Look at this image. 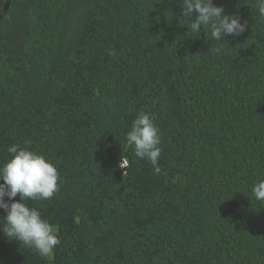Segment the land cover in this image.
Instances as JSON below:
<instances>
[{"label": "trees", "instance_id": "trees-1", "mask_svg": "<svg viewBox=\"0 0 264 264\" xmlns=\"http://www.w3.org/2000/svg\"><path fill=\"white\" fill-rule=\"evenodd\" d=\"M214 3L246 31L191 36L180 0H11L0 164L13 144L55 163L59 191L29 203L61 243L20 245L0 209V264H264V18L255 0ZM140 112L161 132L159 174L126 142Z\"/></svg>", "mask_w": 264, "mask_h": 264}, {"label": "clouds", "instance_id": "clouds-1", "mask_svg": "<svg viewBox=\"0 0 264 264\" xmlns=\"http://www.w3.org/2000/svg\"><path fill=\"white\" fill-rule=\"evenodd\" d=\"M180 3L183 8L181 16L194 17L192 22L183 24L188 26L191 36L197 37L202 29H207L212 40L222 42L229 35L239 37L248 28V21L241 22L239 13L226 14L225 8L215 4L214 0H180ZM255 6L259 16L264 18V0H255ZM222 49L223 43L212 50L219 53ZM108 54L115 57L117 52L110 49ZM126 142L134 148L136 157L146 159L154 172L160 173L162 138L151 114L140 112L137 115L126 133ZM8 152L12 154L11 158L0 164V209L7 213L3 219L8 225L3 232L20 245L47 257L61 243L58 229L29 202L49 200L59 191L61 177L58 167L45 154L29 147L13 144L8 147ZM126 165L127 160L123 157L120 167ZM252 192L256 200L264 202V180L257 182ZM18 194L20 198L15 200Z\"/></svg>", "mask_w": 264, "mask_h": 264}, {"label": "water", "instance_id": "water-1", "mask_svg": "<svg viewBox=\"0 0 264 264\" xmlns=\"http://www.w3.org/2000/svg\"><path fill=\"white\" fill-rule=\"evenodd\" d=\"M10 3H11V0H7V3L5 4L4 9L0 13V21L2 20V18L5 16L6 12L8 11V9L10 7Z\"/></svg>", "mask_w": 264, "mask_h": 264}]
</instances>
